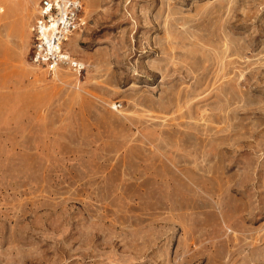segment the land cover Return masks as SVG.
Masks as SVG:
<instances>
[{"label":"rangeland","instance_id":"374dc122","mask_svg":"<svg viewBox=\"0 0 264 264\" xmlns=\"http://www.w3.org/2000/svg\"><path fill=\"white\" fill-rule=\"evenodd\" d=\"M34 2L0 20V264H264V0H81L53 72Z\"/></svg>","mask_w":264,"mask_h":264},{"label":"built area","instance_id":"2783aa9c","mask_svg":"<svg viewBox=\"0 0 264 264\" xmlns=\"http://www.w3.org/2000/svg\"><path fill=\"white\" fill-rule=\"evenodd\" d=\"M86 24L81 0H37L30 26V63L49 72L61 67L82 69L81 63L68 55L64 43Z\"/></svg>","mask_w":264,"mask_h":264},{"label":"crops","instance_id":"0c3cea01","mask_svg":"<svg viewBox=\"0 0 264 264\" xmlns=\"http://www.w3.org/2000/svg\"><path fill=\"white\" fill-rule=\"evenodd\" d=\"M36 1L37 0H35L34 5L36 4ZM8 2H9V9L11 10L12 14H11V16L9 18H5V19L4 18H0V20L2 21L1 28L3 30H6V29L12 30L11 29L12 24L16 21V17H18V15L21 14L22 6H24L26 4V0H8ZM17 4L19 6V10L15 9L16 8L15 6ZM0 12L1 13L4 12V7L0 8Z\"/></svg>","mask_w":264,"mask_h":264}]
</instances>
